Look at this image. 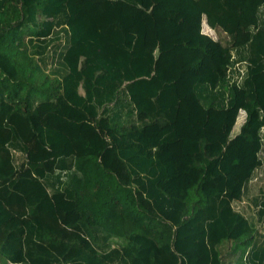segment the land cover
Returning <instances> with one entry per match:
<instances>
[{"label": "trees", "instance_id": "trees-1", "mask_svg": "<svg viewBox=\"0 0 264 264\" xmlns=\"http://www.w3.org/2000/svg\"><path fill=\"white\" fill-rule=\"evenodd\" d=\"M237 252L264 264V0H0V264Z\"/></svg>", "mask_w": 264, "mask_h": 264}, {"label": "crops", "instance_id": "crops-1", "mask_svg": "<svg viewBox=\"0 0 264 264\" xmlns=\"http://www.w3.org/2000/svg\"><path fill=\"white\" fill-rule=\"evenodd\" d=\"M224 250V249H223ZM225 252V251H224ZM225 256H230L229 258H228V260H225L224 259V261H225V263H227V264H232L236 259H237V257L239 256V252H237V253H233V254H226V253H224V256H223V258H225Z\"/></svg>", "mask_w": 264, "mask_h": 264}, {"label": "rangeland", "instance_id": "rangeland-1", "mask_svg": "<svg viewBox=\"0 0 264 264\" xmlns=\"http://www.w3.org/2000/svg\"><path fill=\"white\" fill-rule=\"evenodd\" d=\"M203 30H204V32L205 33H208L209 35H211V36H213V37H216V34H215V32L214 31H212V30H210L208 27H206V26H204L203 27ZM230 257V256H229ZM228 256H225V260H228V258H229ZM6 264H11V263H6Z\"/></svg>", "mask_w": 264, "mask_h": 264}]
</instances>
